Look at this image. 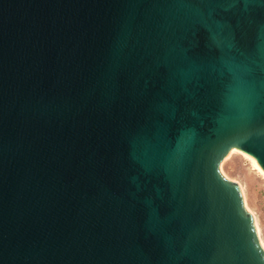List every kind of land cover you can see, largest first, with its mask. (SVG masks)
Returning <instances> with one entry per match:
<instances>
[{
    "label": "water",
    "instance_id": "95a60500",
    "mask_svg": "<svg viewBox=\"0 0 264 264\" xmlns=\"http://www.w3.org/2000/svg\"><path fill=\"white\" fill-rule=\"evenodd\" d=\"M233 149L264 0H0V264H264Z\"/></svg>",
    "mask_w": 264,
    "mask_h": 264
},
{
    "label": "rangeland",
    "instance_id": "374dc122",
    "mask_svg": "<svg viewBox=\"0 0 264 264\" xmlns=\"http://www.w3.org/2000/svg\"><path fill=\"white\" fill-rule=\"evenodd\" d=\"M227 155L219 163V171L226 179L236 181L238 185L243 186L246 210L256 217L260 236L264 242V177L240 152Z\"/></svg>",
    "mask_w": 264,
    "mask_h": 264
},
{
    "label": "bare ground",
    "instance_id": "6f19581e",
    "mask_svg": "<svg viewBox=\"0 0 264 264\" xmlns=\"http://www.w3.org/2000/svg\"><path fill=\"white\" fill-rule=\"evenodd\" d=\"M233 152H240L243 156L247 157V158L251 161V163H252V167H254V168H255V169H256V170L262 175V177H264V172H263V171H262V170L256 165V163H255V161L253 160L252 157H250V156L247 155L246 153H243V152H241V151H239V150H236V149L230 150V151L228 152V155H227V156H229V155L232 154ZM254 168H253V169H254ZM239 187H240L241 192H242V195H243V197H244V189H243V186L239 184ZM253 218H254V225H255V227H256V229H257V232H258V236H259L260 244H261V246H262V248H263V250H264V242H263V239H262L261 236H260V228H259V225H258V223H257L256 217L253 216Z\"/></svg>",
    "mask_w": 264,
    "mask_h": 264
}]
</instances>
